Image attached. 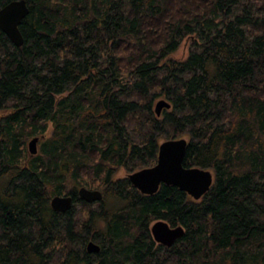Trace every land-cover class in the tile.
<instances>
[{
    "label": "trees",
    "instance_id": "16d2710c",
    "mask_svg": "<svg viewBox=\"0 0 264 264\" xmlns=\"http://www.w3.org/2000/svg\"><path fill=\"white\" fill-rule=\"evenodd\" d=\"M26 2L23 43L0 29V264H264V0ZM177 136L213 172L201 198L118 176ZM159 219L183 237L155 242Z\"/></svg>",
    "mask_w": 264,
    "mask_h": 264
},
{
    "label": "water",
    "instance_id": "95a60500",
    "mask_svg": "<svg viewBox=\"0 0 264 264\" xmlns=\"http://www.w3.org/2000/svg\"><path fill=\"white\" fill-rule=\"evenodd\" d=\"M29 11L26 0H10L0 7V29L16 45L23 43V35L19 24ZM170 102L160 98L155 103L156 114H160L163 107H169ZM39 136L35 135L28 140V151L33 154L37 151ZM187 147L184 136L165 138L158 143L156 161L150 167H144L127 175L132 186L142 194L150 195L158 191L162 184L176 186L185 191L193 199L201 198L209 189L214 180L213 172L197 166L183 165ZM80 199L92 203L101 200L102 192L99 189H90L81 186L77 189ZM50 206L57 212H66L73 206L70 195H54L50 199ZM150 232L155 242L163 246H171L183 237L184 228L181 225L171 226L165 220L159 219L151 224ZM86 249L90 253L100 250V246L89 241Z\"/></svg>",
    "mask_w": 264,
    "mask_h": 264
},
{
    "label": "rangeland",
    "instance_id": "374dc122",
    "mask_svg": "<svg viewBox=\"0 0 264 264\" xmlns=\"http://www.w3.org/2000/svg\"><path fill=\"white\" fill-rule=\"evenodd\" d=\"M189 49H190V42H189V40L186 38L185 40H183V42L181 43V45L179 46V48L175 51V53H174V56H177V57H183V56H185L187 53H188V51H189ZM160 98H163V97H159V98H157L156 100H154V102H153V106L155 107V103L157 102V100L158 99H160ZM50 129V128H49ZM43 136L44 135H40L39 136V140L41 139V138H43ZM33 137V136H32ZM186 137V136H185ZM31 137H29L28 138V140L30 139ZM28 140H27V143H26V145L28 144ZM39 140H38V142H37V147H38V143H39ZM163 140V139H162ZM161 140H159V142H160ZM27 150H28V145H27ZM29 152V151H28ZM127 174H128V172H126V171H119L118 172V176L119 177H125V176H127ZM90 189H95V187H90Z\"/></svg>",
    "mask_w": 264,
    "mask_h": 264
}]
</instances>
